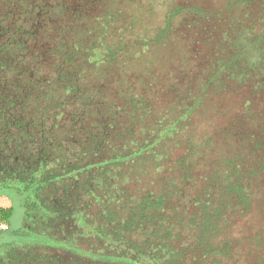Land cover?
<instances>
[{"label":"trees","instance_id":"trees-1","mask_svg":"<svg viewBox=\"0 0 264 264\" xmlns=\"http://www.w3.org/2000/svg\"><path fill=\"white\" fill-rule=\"evenodd\" d=\"M185 10L171 11L155 38L143 42L162 41L171 19ZM53 12L63 16L66 9L54 0H0V103L11 98L9 106L0 107V151L18 149L21 141L27 147L25 157L14 154L12 165L0 169V196L10 201L0 207V224L7 227L0 231V264H18L21 258L31 264L33 257L52 264L48 256L24 257L31 247L14 245L37 234L39 225L49 232L42 247L64 246L87 262L185 264L189 251L197 253L195 260L212 257L219 264L223 247L215 241L231 216L250 212V180L254 171L264 172L259 140L250 135L244 142L258 155L217 154L211 148L204 171L193 174L186 153L204 146L202 138L187 135L194 103L175 114L174 108L158 114L141 93V82H127L131 73L109 74L108 66L127 63L121 60L128 47L122 35L113 45L105 30L114 22L99 24L101 43L86 41L83 54L76 30H67L71 40L49 47L53 64L46 77L33 66L20 67L28 57V39L37 33L31 30ZM250 28H242L245 45L233 46L234 62L223 61L218 78L227 73L235 85H245L250 77H264V22ZM233 64L236 69L228 71ZM255 64L260 67L254 75ZM175 149L181 154L173 160ZM249 157L251 172L241 164ZM189 185L194 193H185ZM54 232L58 240L49 238ZM80 241L88 248H80Z\"/></svg>","mask_w":264,"mask_h":264},{"label":"rangeland","instance_id":"rangeland-1","mask_svg":"<svg viewBox=\"0 0 264 264\" xmlns=\"http://www.w3.org/2000/svg\"><path fill=\"white\" fill-rule=\"evenodd\" d=\"M54 1L65 7L66 13L62 12L63 16L55 12L48 13L38 22L37 30H31L32 33H37L31 38L32 40L28 39V57L20 67L30 69V66H33L39 70L40 77H46L49 67L53 64L49 57L52 53L49 47L51 44L54 47L59 43V39L71 40L67 38V30H76L75 41L81 44L80 51L83 54L85 42L95 41L94 47H97L101 43L100 27L106 26L107 23L109 25V21L114 22L111 27L109 25L110 32L106 27L105 30L108 39L111 37L110 43L113 45H117L122 35L121 40H125V45L128 47H125L121 60L127 63L125 66L121 64L122 67L116 66L114 69L108 66L109 74L131 73L132 76L127 82L133 81V85L141 82V88L145 87L141 89V93L151 99L158 114H167L166 111L172 108L174 111L171 113L175 114L184 106L190 109L189 106L194 103L193 116L190 123L186 124L187 135L195 139L202 138L200 145L205 147L186 153L185 159L187 158L188 165L193 167V174L204 171L208 150L211 148L212 152L217 154L221 151L225 155L233 154L234 156L246 153L257 154L253 151L251 142L247 141L244 144L246 138L248 140L251 138L250 135L255 137L254 140H259L256 145L260 149L263 147L262 152H264V143H262L264 140V77L258 76L253 80V77H250L245 85H235L227 73L217 77L223 63L234 62L233 46L237 45V49H240L243 43L245 45V38L241 36L242 28L248 32L253 23L264 22V0ZM178 9L187 10L171 19V26L162 41H156L154 45L147 46L143 39L155 38V35L166 25V19L172 17L170 12ZM193 9H198L199 12H194ZM99 18L107 19L104 23H100ZM255 32H258V28ZM84 33L86 35H83ZM144 33H147L148 37H144ZM254 35L248 38H254ZM85 36L88 37L87 40L84 39ZM131 45L133 47H129ZM130 54H135L136 57L128 60ZM259 67L258 64L251 67L255 70L254 75ZM147 69L148 73H146ZM234 69L236 68L233 64L228 71H234ZM8 79H13V73ZM7 99L6 102L0 103V107L9 106L11 98ZM2 124L3 120L0 119V132H3ZM20 143L18 149H5L3 153L0 151L1 170L5 171L6 165L11 166L15 156L25 157L27 147L22 141ZM180 154L181 151L175 149L172 159L175 160ZM7 159L10 160L7 161ZM252 161V157L242 161V167L249 172L254 171ZM0 177H2L1 174ZM249 186H251L250 212L246 216H231L227 222L228 227L215 241L216 245L222 244L223 247H221L222 255L219 257V264H264V203L262 201L264 172L256 174L254 171ZM193 187V185L186 187L185 193H194ZM8 206H10L9 199L0 196V207ZM26 227L31 229L32 224ZM5 229H7L6 225L0 224V231ZM35 231L37 234L23 235L22 242L14 243L18 246L25 244L31 247L24 253V257L32 253L40 259L50 257L49 261L52 264H105L99 261L87 262L84 258L75 257L69 249L63 248L64 246L53 245L46 247L48 248L46 250L41 244L44 243L43 237L48 230L39 225L35 227ZM54 233L55 235L49 238L58 240L60 234ZM66 234L68 233L64 235ZM184 235V233L180 235L181 239ZM93 245L97 247L96 243ZM78 246L87 249L89 245L80 241ZM187 254L185 264L214 263L212 257H209L208 261H201L194 259L197 257L196 252L188 251ZM55 257L62 259L58 261L59 259ZM71 257L73 260L69 259ZM29 261L31 264H47L34 257ZM17 263L23 264V259L21 258Z\"/></svg>","mask_w":264,"mask_h":264}]
</instances>
